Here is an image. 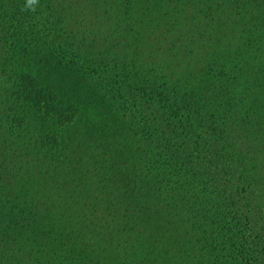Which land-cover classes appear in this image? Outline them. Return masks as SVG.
Segmentation results:
<instances>
[{
    "label": "trees",
    "instance_id": "obj_1",
    "mask_svg": "<svg viewBox=\"0 0 264 264\" xmlns=\"http://www.w3.org/2000/svg\"><path fill=\"white\" fill-rule=\"evenodd\" d=\"M0 264H264V0H0Z\"/></svg>",
    "mask_w": 264,
    "mask_h": 264
},
{
    "label": "rangeland",
    "instance_id": "obj_2",
    "mask_svg": "<svg viewBox=\"0 0 264 264\" xmlns=\"http://www.w3.org/2000/svg\"><path fill=\"white\" fill-rule=\"evenodd\" d=\"M81 179H82L81 185H83V184L88 185V183L90 182V177L84 176ZM33 188H35L34 185H33ZM91 194L93 195L94 193H91ZM75 210L79 213V208L75 207L74 211ZM83 210H84V208H80L81 212ZM86 210H87V214H88L90 212V210L88 208H86ZM136 210H137V208H135L134 210L132 209V210H124V211H122V214H121L122 219H127V221L129 222L131 215L134 214V216L131 217V220H133L134 226L135 225L139 226V224L136 222L137 221ZM139 210H140V213H142L143 217H145L146 214L148 215V210L146 209V207L144 205H141ZM145 225L149 228V231L151 233L152 226L154 225V220H153V218L151 216H149V215L147 216V218L145 220ZM140 228H141V230L145 231V233H148V228H146L144 226H140Z\"/></svg>",
    "mask_w": 264,
    "mask_h": 264
},
{
    "label": "clouds",
    "instance_id": "obj_3",
    "mask_svg": "<svg viewBox=\"0 0 264 264\" xmlns=\"http://www.w3.org/2000/svg\"><path fill=\"white\" fill-rule=\"evenodd\" d=\"M36 3V0H28L29 6H32Z\"/></svg>",
    "mask_w": 264,
    "mask_h": 264
}]
</instances>
